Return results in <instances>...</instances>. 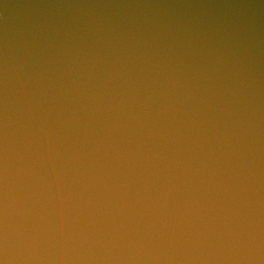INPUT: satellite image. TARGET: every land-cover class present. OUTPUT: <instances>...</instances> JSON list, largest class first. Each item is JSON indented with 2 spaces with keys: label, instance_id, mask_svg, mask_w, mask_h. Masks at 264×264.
Listing matches in <instances>:
<instances>
[{
  "label": "water",
  "instance_id": "water-1",
  "mask_svg": "<svg viewBox=\"0 0 264 264\" xmlns=\"http://www.w3.org/2000/svg\"><path fill=\"white\" fill-rule=\"evenodd\" d=\"M0 264H264V0H0Z\"/></svg>",
  "mask_w": 264,
  "mask_h": 264
}]
</instances>
